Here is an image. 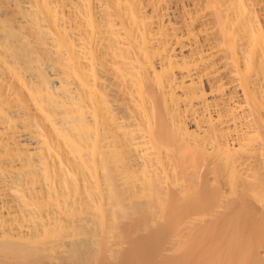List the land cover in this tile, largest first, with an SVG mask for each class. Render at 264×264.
I'll list each match as a JSON object with an SVG mask.
<instances>
[{"label":"bare ground","instance_id":"bare-ground-1","mask_svg":"<svg viewBox=\"0 0 264 264\" xmlns=\"http://www.w3.org/2000/svg\"><path fill=\"white\" fill-rule=\"evenodd\" d=\"M0 264H264V0H0Z\"/></svg>","mask_w":264,"mask_h":264}]
</instances>
